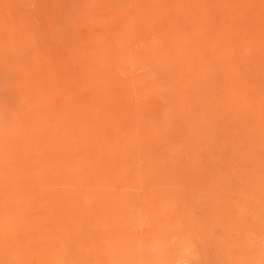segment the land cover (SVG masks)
Returning a JSON list of instances; mask_svg holds the SVG:
<instances>
[{"label": "rangeland", "instance_id": "374dc122", "mask_svg": "<svg viewBox=\"0 0 264 264\" xmlns=\"http://www.w3.org/2000/svg\"><path fill=\"white\" fill-rule=\"evenodd\" d=\"M0 264H264V0H0Z\"/></svg>", "mask_w": 264, "mask_h": 264}]
</instances>
